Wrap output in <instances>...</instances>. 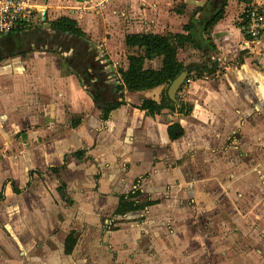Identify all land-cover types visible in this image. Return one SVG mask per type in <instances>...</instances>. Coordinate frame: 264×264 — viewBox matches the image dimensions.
Returning <instances> with one entry per match:
<instances>
[{"label":"crops","instance_id":"obj_1","mask_svg":"<svg viewBox=\"0 0 264 264\" xmlns=\"http://www.w3.org/2000/svg\"><path fill=\"white\" fill-rule=\"evenodd\" d=\"M67 1L44 0L48 7ZM222 1L224 17L208 31L204 49L189 43L178 51V61L193 71L177 94L176 111L139 109L146 101L167 102L170 83L125 92L118 99L124 105L104 117L93 94L100 104L113 103L129 57H145L144 49L127 46L128 36H187L185 26L211 14ZM256 2L264 7V0H69L71 15L62 12L61 17L77 22L84 38L64 37L68 58L48 46L34 49L31 31L14 34L15 49L9 37L0 40V137L8 136L11 146L22 133L28 151L37 150V168L51 171L47 179L54 176L53 190H26L18 196L22 206H0V219L8 216L3 224L7 237L0 225V264H111L113 252L120 264L134 257L144 263L139 251L134 254L141 243L96 239L101 221L106 232L122 229L127 239L135 236V228L148 237L149 230L160 233L168 225L163 249L176 264L169 239L186 234L175 218L190 204L233 220L236 202L247 211L257 199L263 202L264 37L251 42L242 18ZM33 11L42 14L36 4L30 17ZM73 44L83 47V56ZM215 63L213 74L194 71ZM162 68L163 58L145 60V70ZM174 125L183 134L172 141L168 128ZM130 193H138L133 200L140 204H156L107 219ZM138 218H143L139 226ZM90 233L93 239L86 237ZM71 235L75 244L68 252ZM156 236L152 233L153 248Z\"/></svg>","mask_w":264,"mask_h":264},{"label":"rangeland","instance_id":"obj_2","mask_svg":"<svg viewBox=\"0 0 264 264\" xmlns=\"http://www.w3.org/2000/svg\"><path fill=\"white\" fill-rule=\"evenodd\" d=\"M29 1L31 6L36 4L42 14L36 11L32 12L30 21L26 25V31L43 32L50 30L54 22L63 18L61 17L62 12L71 15L69 0L66 2L67 6L64 5L63 7L61 4L58 5L59 2H54L51 7H48L44 0ZM44 13L47 14L44 16ZM66 120L67 122L65 121V124H63L64 127L69 122L68 118ZM22 138V133L17 134L13 142L15 144L7 146L8 136L4 135L0 142V178L4 180L0 182V206L5 208H10L14 202L16 207L22 206L21 203L24 199L18 198V196L26 190L32 189L36 193L43 190L49 191L54 186V176L50 177V179L44 177L47 174L50 175L51 171L47 168L43 171L37 168L34 162L35 157H38L37 150L35 151L34 147L31 151L32 153L28 151L29 147L23 145ZM62 167L58 169H62ZM34 169H37L38 172L32 171ZM14 188L21 191L20 194H15ZM51 189L53 190V188ZM237 203H235L234 221L232 220L234 216L227 214H217L215 212L214 214L209 212L204 214L199 208L195 209L197 206L195 203L190 204L185 209V213L177 215L175 221L186 227V234L177 235L175 241H173L172 237L169 239V244H174V250L179 260L176 264H264V198L263 202L257 199L255 208L250 211H247L246 207H238ZM240 204H242V200ZM247 212H249V216L246 217L244 214ZM4 217L5 221L0 219L1 232L7 237L8 233L4 230L6 227L3 225L7 222V214ZM153 217L156 218L157 216ZM142 219L138 218L139 223H137V226L141 225ZM18 221V215H15V222L18 223ZM21 221L23 222V219ZM232 221L233 225H230L229 222L231 223ZM162 223H166V221ZM101 225L100 236H97L96 239H100L103 243H110L111 241L122 243L131 239L136 244L140 245L141 243L140 247L138 246L134 251L135 255L139 251L138 255L143 256L144 263L141 262V264H174L163 249L167 246V243L164 242L166 240L165 237L168 238L169 232H171L168 225H162L160 233L158 231L153 232L155 229H152V232L149 230L147 233L148 237L140 234L141 232L139 233L135 228L132 231L135 236L128 239L125 235L128 234L126 231H121V229L116 232H106L103 221H101ZM61 233L58 234V238L62 237ZM152 233L157 235L156 239H154V244H156L154 248L151 244ZM138 235L140 239L136 240L135 238ZM86 237L93 239L91 233ZM92 253L93 251L91 250L90 254ZM113 254L111 255L113 258L111 264H120L116 255ZM87 256H89V252ZM91 258H88L89 261H91ZM136 261L137 257H134L130 262L125 261L123 264H137ZM105 262L107 263V261Z\"/></svg>","mask_w":264,"mask_h":264},{"label":"trees","instance_id":"obj_3","mask_svg":"<svg viewBox=\"0 0 264 264\" xmlns=\"http://www.w3.org/2000/svg\"><path fill=\"white\" fill-rule=\"evenodd\" d=\"M224 7L225 2L222 1L220 2L218 8L214 9L211 14L206 13V17H202L201 19L197 20V22H193L188 26H185L184 30L188 32L187 36L179 34H168L166 36L152 34L128 36L126 38L127 46L144 49L145 57H129V69L126 72H120L123 84L117 87L115 94L118 96V98L113 100V103H108L107 105H103L102 103L100 104L99 102L101 98L97 97L96 93L93 94V99L97 104V107L103 110L104 117H107V115L111 111L116 110L124 105V102L120 103L118 102V99H122L125 92L135 93L148 91L165 84L172 83L176 79V77L186 68L182 63L178 61L177 55L179 49L190 43L193 44L197 49L203 50L206 45V36L208 31L224 17ZM26 25L27 24H24V27L18 31H25L27 29ZM48 35H50L51 37ZM10 37H14V34H11L9 38ZM30 37L34 38V49H41L44 48L43 46H48L51 50H57L62 53L64 57L68 58V52L64 48L67 44V41L64 39L67 37L69 39L73 38L75 40H80L84 38V34L79 28L77 22L68 18H62L54 22L51 25L50 30L43 32L33 31ZM73 45L72 47H74ZM75 47L78 49L77 51L80 55L82 53L83 47L77 45H75ZM83 55L84 54L80 56ZM154 58H163L162 70H160L159 72L153 70H145V60H151ZM67 62L70 63V60L67 59ZM216 65L217 64L215 63L209 68L203 69L195 67L194 71H196L198 74H213L215 73ZM166 100L167 102L162 103L161 105H157L156 103L151 101H146L139 109L147 110L151 114H161L163 111H176L177 109L174 106V103L169 100L168 96H166ZM73 126L76 127L77 124L75 123ZM168 134L170 140L175 141L179 139L183 133L180 126L174 125L168 128ZM80 154L81 153H78V155ZM20 192L21 191L14 188L15 194H20ZM137 196L138 193H130L127 198L126 196L121 198L119 205L117 207H113L111 209L112 212L106 216L107 219L111 220L116 216H125L128 213L143 212L145 211V209L156 204L154 202L140 204L138 201L133 200L137 198ZM74 244L75 239L71 235L67 239L68 252L72 251Z\"/></svg>","mask_w":264,"mask_h":264},{"label":"built area","instance_id":"obj_4","mask_svg":"<svg viewBox=\"0 0 264 264\" xmlns=\"http://www.w3.org/2000/svg\"><path fill=\"white\" fill-rule=\"evenodd\" d=\"M29 0H0V40L29 23L33 6ZM244 34L253 43L264 37V7L256 2L243 12Z\"/></svg>","mask_w":264,"mask_h":264},{"label":"water","instance_id":"obj_5","mask_svg":"<svg viewBox=\"0 0 264 264\" xmlns=\"http://www.w3.org/2000/svg\"><path fill=\"white\" fill-rule=\"evenodd\" d=\"M45 15V13H44ZM8 42L9 45L12 48H16V42H15V38H8ZM10 50V49H9ZM193 71L192 68L190 67H186L177 77L176 79L170 84L168 91H167V96L169 98V100L171 102H173L174 104H178L177 101V94L179 93V91L181 90V88L183 87L184 83L186 82L187 78L189 77L190 73Z\"/></svg>","mask_w":264,"mask_h":264},{"label":"flooded vegetation","instance_id":"obj_6","mask_svg":"<svg viewBox=\"0 0 264 264\" xmlns=\"http://www.w3.org/2000/svg\"><path fill=\"white\" fill-rule=\"evenodd\" d=\"M41 42H42V41H41ZM19 49H20V48H19V47H17V50H15V51H19Z\"/></svg>","mask_w":264,"mask_h":264}]
</instances>
